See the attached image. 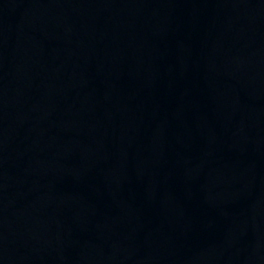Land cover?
Masks as SVG:
<instances>
[{
	"label": "water",
	"instance_id": "1",
	"mask_svg": "<svg viewBox=\"0 0 264 264\" xmlns=\"http://www.w3.org/2000/svg\"><path fill=\"white\" fill-rule=\"evenodd\" d=\"M0 264H264V0H0Z\"/></svg>",
	"mask_w": 264,
	"mask_h": 264
}]
</instances>
